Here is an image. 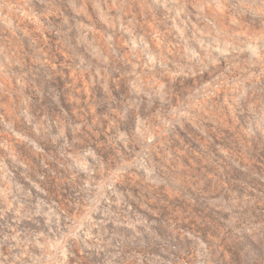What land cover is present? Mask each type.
Listing matches in <instances>:
<instances>
[{
    "label": "clouds",
    "instance_id": "obj_1",
    "mask_svg": "<svg viewBox=\"0 0 264 264\" xmlns=\"http://www.w3.org/2000/svg\"><path fill=\"white\" fill-rule=\"evenodd\" d=\"M0 264H264V0H0Z\"/></svg>",
    "mask_w": 264,
    "mask_h": 264
}]
</instances>
